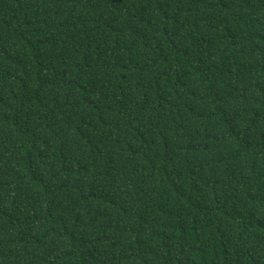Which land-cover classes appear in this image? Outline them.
<instances>
[{"label": "trees", "instance_id": "trees-1", "mask_svg": "<svg viewBox=\"0 0 264 264\" xmlns=\"http://www.w3.org/2000/svg\"><path fill=\"white\" fill-rule=\"evenodd\" d=\"M0 264H264V0H0Z\"/></svg>", "mask_w": 264, "mask_h": 264}]
</instances>
